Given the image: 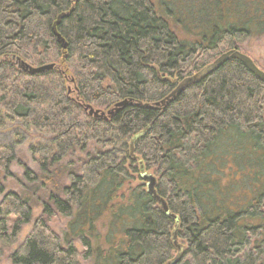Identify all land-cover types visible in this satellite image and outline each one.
Returning <instances> with one entry per match:
<instances>
[{
    "label": "trees",
    "instance_id": "16d2710c",
    "mask_svg": "<svg viewBox=\"0 0 264 264\" xmlns=\"http://www.w3.org/2000/svg\"><path fill=\"white\" fill-rule=\"evenodd\" d=\"M252 37L264 0H0V128L49 135L20 192L0 145L11 264H264V81L229 58L178 91Z\"/></svg>",
    "mask_w": 264,
    "mask_h": 264
},
{
    "label": "rangeland",
    "instance_id": "374dc122",
    "mask_svg": "<svg viewBox=\"0 0 264 264\" xmlns=\"http://www.w3.org/2000/svg\"><path fill=\"white\" fill-rule=\"evenodd\" d=\"M158 1V0H156ZM241 48L243 53L248 56L264 72V37H252L245 39ZM49 135L35 131L24 132L17 125L7 124L0 128V145L11 146L16 152V160L11 166V176L4 178L3 182L8 192H20L22 185L26 184L25 170L29 169L38 172V167L33 161L29 149L39 143H48ZM3 196L0 197V202ZM41 214V209L34 210V218ZM68 220L57 218L51 223V228L63 236ZM33 228V224L25 225L20 233L18 242L10 248H0V264H11L10 255L21 245ZM77 247L81 249L80 245ZM82 264H89L83 262Z\"/></svg>",
    "mask_w": 264,
    "mask_h": 264
},
{
    "label": "water",
    "instance_id": "95a60500",
    "mask_svg": "<svg viewBox=\"0 0 264 264\" xmlns=\"http://www.w3.org/2000/svg\"><path fill=\"white\" fill-rule=\"evenodd\" d=\"M229 58H236L239 59L241 62H243L245 64V66L253 73L255 74L259 79H261L262 81H264V72L261 71L255 64L254 62L246 55L233 50L231 52H228L224 55H222L221 57H219L214 64L207 66L206 68H204L201 72H199L196 76H194L193 78L187 80L186 82H184L182 85H180L178 91L182 90L184 87L189 86L191 84L200 82L203 77H205L207 74L213 72L214 70L218 69L223 63H225ZM24 68L28 71H30L31 73H43V72H47L50 70H53L55 68L54 65H48V66H44V67H40V68H32L30 66L25 65ZM126 103H120L117 104L112 111H109L107 113L98 111V110H94L92 107L87 106L86 109L89 110L90 115L95 116L97 118H107V116H112L113 113L115 111H118V109L122 106H124ZM144 178L148 181V189L150 192H153V187L155 185V180L152 176H147L145 175ZM180 248V247H179ZM180 250H182V248H180Z\"/></svg>",
    "mask_w": 264,
    "mask_h": 264
}]
</instances>
